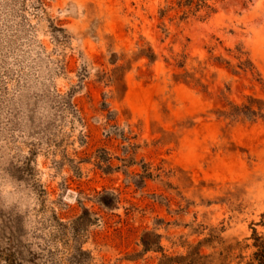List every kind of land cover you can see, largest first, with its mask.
<instances>
[{"label":"rangeland","instance_id":"1","mask_svg":"<svg viewBox=\"0 0 264 264\" xmlns=\"http://www.w3.org/2000/svg\"><path fill=\"white\" fill-rule=\"evenodd\" d=\"M176 1L0 0V248L14 222L27 258L63 255L86 208L90 264L251 262L264 0Z\"/></svg>","mask_w":264,"mask_h":264},{"label":"trees","instance_id":"2","mask_svg":"<svg viewBox=\"0 0 264 264\" xmlns=\"http://www.w3.org/2000/svg\"><path fill=\"white\" fill-rule=\"evenodd\" d=\"M210 0H177L176 8L181 11L180 18L186 17L188 14H195L200 11H204V15L209 12H213V6L209 3ZM174 6H169L168 9L160 10V14L163 15ZM153 55L147 57L151 60ZM193 78V77H192ZM246 107L251 113L255 114V110L252 107ZM239 106L232 107L231 111L225 112V116H233L238 114L237 110ZM150 176V172L146 173ZM110 195L111 193H105ZM114 197L112 196V199ZM109 199H99L102 203H106ZM111 204V200L110 203ZM89 213L86 208L83 209L82 213L74 218L70 223H62L57 220L59 238H62L64 247L67 248L65 254L57 256L49 248L46 250V255L42 252L41 254L30 253V258H27L21 251V245L19 242L16 243V236L18 233V225L13 222V225L9 224L5 230L7 235L5 237L4 246L0 248V264H25L24 262L29 261L31 264H90L92 261L91 253L82 248V236L85 226L88 221ZM253 246L255 250L252 253L251 262L248 264H264V235H259L253 232ZM69 240H72L69 241ZM146 238H142V244L144 250L151 249ZM156 248V247H155ZM159 248V247H158ZM169 259V258H168Z\"/></svg>","mask_w":264,"mask_h":264}]
</instances>
